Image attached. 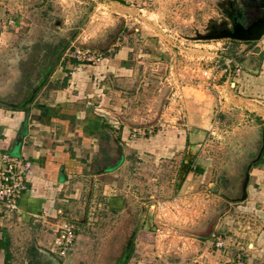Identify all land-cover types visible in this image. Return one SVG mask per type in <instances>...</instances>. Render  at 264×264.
Listing matches in <instances>:
<instances>
[{
    "label": "crops",
    "instance_id": "1",
    "mask_svg": "<svg viewBox=\"0 0 264 264\" xmlns=\"http://www.w3.org/2000/svg\"><path fill=\"white\" fill-rule=\"evenodd\" d=\"M24 1L0 0V51L10 44L6 40V29L18 31L21 19L31 14L23 13ZM118 5L110 0L100 4L128 12L126 7L121 9ZM136 30L140 32L143 28ZM149 37L152 38H147L143 44L144 49L149 50L133 59L137 62L135 65L130 64V56L137 48L125 39L110 46L96 65L77 63L71 58L62 60L36 102L29 107L8 106L0 101V163L5 154L32 163L28 190L19 200V213L0 215V264H80L81 259H85V253L90 252L85 243L90 239L79 229L89 224L85 220L88 199L94 202L99 185L104 183L108 188L110 176L122 169L123 145L139 153L145 146L143 141L132 139L128 121L141 119L136 99L140 97L143 80L138 72L140 65L148 61L153 66L165 64L175 70L198 66L194 68L196 84L187 83L179 93L180 121L169 120L172 124L169 128L173 130L166 131L167 137L156 133L147 138L149 151L162 156L169 152L170 146H188L195 156L209 137V131L216 134L221 127L227 134L225 140L230 144L229 153L235 161L256 155L254 148L261 143L264 132V37L254 43L235 41L230 55L225 51L197 48L199 44L194 48L173 45L179 51L166 59L160 57L159 40ZM256 57L262 60L258 74L244 68L239 74L234 71L236 65L242 63L255 68ZM209 65L213 78L203 81L205 66ZM12 71L9 83L14 81L15 70ZM8 82L0 84V97L8 96ZM185 89L190 92H184ZM201 95L212 101L210 110L204 107ZM214 107L216 113L222 112L233 122L225 131L222 128H226L227 123L208 116L213 114ZM110 145L117 146L113 161L107 152ZM161 148L165 152L159 153L163 151ZM196 158L199 163L201 158ZM125 204L122 196L111 193L102 203L106 210L117 213ZM240 204L244 205L239 208L245 209L246 223L239 221L229 228L232 234L225 242L228 243L225 252L212 250L209 239H200L203 246L196 258L215 264H234L241 256L243 264H264V154L252 168L248 198ZM63 224L73 225L77 233L65 257L55 250L58 230ZM91 242V254L87 256L98 254L100 258L95 264H103L107 242L103 241L101 253L92 250L96 240Z\"/></svg>",
    "mask_w": 264,
    "mask_h": 264
},
{
    "label": "rangeland",
    "instance_id": "2",
    "mask_svg": "<svg viewBox=\"0 0 264 264\" xmlns=\"http://www.w3.org/2000/svg\"><path fill=\"white\" fill-rule=\"evenodd\" d=\"M110 1L118 3L121 9L126 7L128 12L100 6L103 0H25L21 5L23 13L31 14L21 19L22 25H17L18 31L15 28L6 29V40L10 44L0 51V60H3L0 61V84L5 85L12 79V70L16 74L22 68L23 58L33 57L37 48L40 47L41 51H45V56L50 57L53 54L51 52L60 45L67 46L71 38H74L70 44L74 47L72 52L79 44L95 47L101 53H105L114 43L126 39L133 48H137L131 52L132 65L137 63L133 61L135 57L146 54L149 50L144 49L143 44L147 38H152L150 35L159 40L160 57L165 59L172 58V54L179 51L173 45L183 44L194 48L195 44H199L197 48L210 52L225 51L229 55L235 45L233 40L186 39L194 36L196 29L205 28L211 19L221 13L216 0ZM137 28H143V31L138 32ZM177 57L180 58V55ZM70 58L82 63L72 57L63 60L69 61ZM197 67L184 66L175 70L165 64L153 66L149 61L140 65L138 77L143 80V86L136 102L141 119L128 122L131 125L132 139L143 141L145 146L139 153L123 145L122 169L110 176L108 188L104 187V183L99 185L94 202L88 199L85 220L89 224L79 229V232L90 239L85 243L90 252L85 253L86 257L81 259L80 264H95L100 258L97 257L98 254L87 256L91 254L92 239L96 240L92 250L101 253L103 241L121 227L125 218L134 220L142 208L145 209V218L137 231L129 264H215L196 258L203 246L200 239H209L212 250L224 253L228 243L223 248H217L213 235L221 236L226 242L232 234L229 229L232 225L239 221L241 224L246 223L245 209L239 208L244 205L233 200L240 195L244 171L250 159H233V155L229 153L230 144L225 140L227 134L221 127L216 130V134H210L212 130L209 131V137L195 156L190 153L192 150L188 146L183 148L173 145L169 147V152L161 148L163 151L160 150L159 153L165 152L162 156L148 150L150 140L147 138L156 133L167 137L166 131L173 130L169 128L172 126L169 120L175 118L174 120L180 121L179 95L187 83L190 86L196 84L197 72L194 68ZM210 68V65L205 66L206 71ZM202 80L207 81L206 77H202ZM184 92L190 91L185 89ZM205 98L201 95L204 107L210 110L212 101ZM175 99L177 103H173ZM216 111L214 107L213 114L208 116L227 123L226 128L222 129H228L233 122L228 121L222 112ZM136 129L142 133H135ZM144 130L146 135L143 134ZM260 146L261 143L255 146L254 154ZM107 152L113 161L117 155V146H107ZM196 156L201 158L199 163ZM184 162L191 165L190 175H184L182 171ZM211 184L215 187H210ZM109 193L119 194L125 199L123 212H111L102 205ZM121 229H125L124 225ZM117 244L120 248L121 243ZM113 253L114 251L111 255Z\"/></svg>",
    "mask_w": 264,
    "mask_h": 264
},
{
    "label": "flooded vegetation",
    "instance_id": "3",
    "mask_svg": "<svg viewBox=\"0 0 264 264\" xmlns=\"http://www.w3.org/2000/svg\"><path fill=\"white\" fill-rule=\"evenodd\" d=\"M237 1L239 6L238 11L233 7V0H216L215 2L216 4H225V9L231 14V19L233 16H236L239 18L240 23L245 26H248L257 15L262 13V9L257 7L260 0ZM218 17L228 19L229 15L221 12L213 19ZM231 19L230 21H232ZM219 22L222 24L221 19ZM229 28L232 29L233 26L229 25ZM73 48V46H69L65 50L64 47L60 45L58 49L51 52L53 54L49 57L45 56V51H41L42 49L39 47L33 57L25 56L22 60V68L18 69L19 71L15 74L14 81L10 83L8 82V96L0 97L1 103L14 107H29L34 104L39 93L42 91V85L44 83H46V85L48 84L50 78L56 73L59 63L63 58L67 57L68 53H72ZM89 49L101 52L95 47ZM29 55H31L30 52ZM34 91H38V93L34 95ZM34 96L35 98L31 101ZM124 208L121 209L120 212H123L125 210ZM144 215L145 209L142 208L134 220L129 221L128 218H125L126 221H122V225H124L125 229L122 231V225H120V228H117L113 234H110L105 239L107 246L102 258L104 261L103 264H127L129 262V259L134 252L137 231L144 222ZM117 243H121L120 248ZM118 248L119 250H117ZM112 251H114V255H111Z\"/></svg>",
    "mask_w": 264,
    "mask_h": 264
},
{
    "label": "built area",
    "instance_id": "4",
    "mask_svg": "<svg viewBox=\"0 0 264 264\" xmlns=\"http://www.w3.org/2000/svg\"><path fill=\"white\" fill-rule=\"evenodd\" d=\"M67 57H72L85 64H98L103 60L101 52L81 47H76L72 53L67 54ZM234 71L239 74L243 72V67L237 64ZM203 75L208 80L213 78V72L210 71H204ZM173 103H177V100L175 99ZM134 131L138 134L142 133L141 130L136 129ZM143 134H147L146 130ZM31 172L32 163L29 160L6 154L2 157L0 163V215L19 213V200L28 190ZM58 232L60 234L55 241V250L61 257H65L76 241V229L71 224H63ZM213 237L216 247L223 248L225 245L223 238L217 234H214ZM234 264H243L241 256L234 260Z\"/></svg>",
    "mask_w": 264,
    "mask_h": 264
},
{
    "label": "water",
    "instance_id": "5",
    "mask_svg": "<svg viewBox=\"0 0 264 264\" xmlns=\"http://www.w3.org/2000/svg\"><path fill=\"white\" fill-rule=\"evenodd\" d=\"M232 4L234 5L233 6L234 9L236 8V10L238 11L239 9L238 1L233 0ZM216 6L221 10V12H223L224 14H228L229 18L225 19L224 17H218L216 19H211L207 23V26L205 28H202V30L196 29L194 36L186 37L187 40H190V41H220V40L229 39V40H233L237 42H244V43H254V42H259L262 40V38L264 37V0H260L259 4L257 5L258 8L262 9V13L260 15H257L256 18L248 26H245L242 23H240L239 18H237L236 16L235 17L233 16V18L231 19V14L226 11L225 4L223 3L216 4ZM220 19L222 20V24H220L219 22ZM230 19L232 21H230ZM229 25H232L233 28L232 29L229 28ZM73 41H74V38L69 39L67 46H65L64 49L66 50V48L69 47ZM78 47L91 48L89 46L79 45V44H78ZM261 61L262 60L260 57L255 58V62H256L255 68H249L244 63H242L241 65L245 70L253 74H258L260 66H261ZM45 85L46 83L42 85V88ZM37 93L38 91H34V95ZM34 98L35 96L31 99V101ZM263 154H264V132L262 134V141H261L260 148L257 150L256 155L249 160L247 168L244 171V175H243L244 178L242 181V185L240 187V195L237 198H235L233 202H244L248 198V186L250 183V173L252 171V168L261 161ZM56 262L58 261L56 260Z\"/></svg>",
    "mask_w": 264,
    "mask_h": 264
},
{
    "label": "trees",
    "instance_id": "6",
    "mask_svg": "<svg viewBox=\"0 0 264 264\" xmlns=\"http://www.w3.org/2000/svg\"><path fill=\"white\" fill-rule=\"evenodd\" d=\"M191 165L189 164V162H184L183 166H182V171L184 173V175H187L190 171H191Z\"/></svg>",
    "mask_w": 264,
    "mask_h": 264
}]
</instances>
